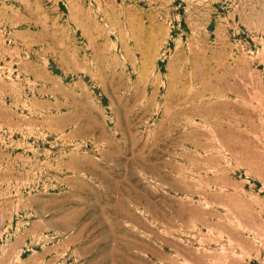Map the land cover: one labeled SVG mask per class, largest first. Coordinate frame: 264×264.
Wrapping results in <instances>:
<instances>
[{"label": "rangeland", "instance_id": "obj_1", "mask_svg": "<svg viewBox=\"0 0 264 264\" xmlns=\"http://www.w3.org/2000/svg\"><path fill=\"white\" fill-rule=\"evenodd\" d=\"M0 264H264V0H0Z\"/></svg>", "mask_w": 264, "mask_h": 264}]
</instances>
